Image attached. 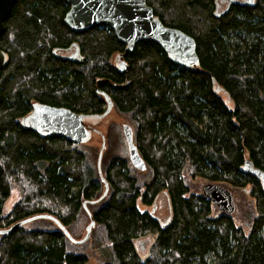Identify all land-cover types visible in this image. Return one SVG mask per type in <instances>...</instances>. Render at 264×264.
<instances>
[{
	"label": "trees",
	"instance_id": "1",
	"mask_svg": "<svg viewBox=\"0 0 264 264\" xmlns=\"http://www.w3.org/2000/svg\"><path fill=\"white\" fill-rule=\"evenodd\" d=\"M247 1L220 12L219 0H147L165 26L195 39L199 65L182 68L144 41L123 57L125 73L116 59L126 46L110 27L73 32L70 6L59 0L15 4L0 36V230L41 215L56 221L39 218L0 235V264H88L91 256L99 264H264V186L245 170L249 160L264 173V0ZM102 94L133 124L145 171L115 155L102 159L101 176L84 144L22 121L38 104L100 116ZM195 179L251 187L250 231L215 214L203 192L192 191ZM14 189L21 199L4 214ZM161 193L171 208L166 224L138 208L154 206ZM84 210L95 225L78 244L58 223L79 241ZM149 237L143 255L136 243Z\"/></svg>",
	"mask_w": 264,
	"mask_h": 264
},
{
	"label": "water",
	"instance_id": "2",
	"mask_svg": "<svg viewBox=\"0 0 264 264\" xmlns=\"http://www.w3.org/2000/svg\"><path fill=\"white\" fill-rule=\"evenodd\" d=\"M19 0H0V36L4 33L5 22L10 15L13 7ZM70 6L65 16L66 25L76 33L85 32L92 28L108 26L110 27L118 40L123 43L125 53L118 56L116 65L121 73L128 70V65L123 57L134 51L136 45L140 42L151 41L161 46L168 55L169 59L176 65L190 69L199 65L197 53V43L194 38L181 30L165 26L160 19L155 16L153 8L147 5V0H59ZM232 2L234 0H231ZM245 1V0H244ZM252 5L254 0H248ZM121 58V59H120ZM6 61L5 54L0 50V71ZM100 82L99 84H101ZM103 95V94H102ZM107 101V109L104 114L94 116V120L105 118L113 110V104L110 97L103 95ZM33 113L22 121L27 128L35 130L30 124L37 125L39 128L35 131L43 135H54L70 140L74 144H85L91 139V132L88 131L85 122L88 117L73 112L64 107L35 105ZM35 118V120L33 119ZM86 121L84 122V120ZM128 131V126L125 127ZM127 138L128 152L131 164L134 168L145 171L146 164L135 148L133 138ZM105 138L101 147L98 168L100 175L102 157L105 151ZM247 173L256 174L264 186V173L254 170L249 160L245 163ZM103 179V178H102ZM203 194L212 204L222 213L233 215L235 212V198L230 189L225 186L207 183L204 185ZM86 206V203L84 204ZM91 223L88 225L86 236L76 241L67 229L60 223L58 225L70 238L71 241L83 244L89 239L92 229L95 225L92 215L89 213ZM39 218L53 219L49 215L32 217L17 223L7 230H0V235L12 233L15 229Z\"/></svg>",
	"mask_w": 264,
	"mask_h": 264
},
{
	"label": "rangeland",
	"instance_id": "3",
	"mask_svg": "<svg viewBox=\"0 0 264 264\" xmlns=\"http://www.w3.org/2000/svg\"><path fill=\"white\" fill-rule=\"evenodd\" d=\"M219 11L222 12L227 3L223 0H219ZM86 121V119H85ZM84 121V122H85ZM89 125L96 128L98 132H94L91 135V139L86 142L85 149L87 154L89 155V162L92 167L98 170V158L101 147L103 145V138H105V151H104V158L102 157L103 161H110L112 157L115 155H122L128 157L129 162V152H128V145H127V138L124 133V127L126 125L133 124L126 118L122 117L114 110H112L109 115L105 118H99L93 121H88ZM134 128V126H133ZM135 130V128H134ZM132 165V164H131ZM104 166V165H103ZM207 180L203 179H195L192 182H189L192 191L202 193V189L205 184H207ZM228 188V187H227ZM232 191L234 198H235V212L233 214L234 220L236 225L242 227L246 232H249L251 229L252 221L256 216V209H255V201L251 195V187H247L243 190H233L231 187L228 188ZM21 199V191L20 189H14L12 191V195L6 200L3 211L4 214L9 213L15 204L20 201ZM138 208L141 211H149L157 217L162 224H166L169 221L171 216V208L170 202L167 194L161 193L157 198L154 206L146 207L140 201H138ZM216 208V207H215ZM217 209V208H216ZM215 209V214L219 211ZM90 224V218L88 213L84 210L80 214V218L74 230V235L79 240H82L86 236V228ZM152 242V238L142 239L141 241L137 242L136 245L138 246L141 254L145 255L147 252V248ZM88 264H99L96 260L95 256H91Z\"/></svg>",
	"mask_w": 264,
	"mask_h": 264
},
{
	"label": "flooded vegetation",
	"instance_id": "4",
	"mask_svg": "<svg viewBox=\"0 0 264 264\" xmlns=\"http://www.w3.org/2000/svg\"><path fill=\"white\" fill-rule=\"evenodd\" d=\"M223 1H225V2L227 3L228 6L232 3L231 0H223ZM241 1H243V0H234L233 2H241ZM71 55H72V52L70 51V56H71ZM120 55H122V54H120ZM120 55H119V57H120ZM120 59H121V58H120ZM38 105H39V104H38ZM34 110H35V109H34ZM32 113H33V111H32ZM32 113H31V114H32ZM28 117H29V116H28ZM87 117H88V119H87V121L85 122V125H86L88 131L91 132V135H92L94 132H98V130H97L96 128L90 126L89 123H88V121H93V120H94V116L88 115ZM33 119L35 120V118H33ZM84 121H85V120H84ZM30 126L33 127L35 130H36V129L39 130V128L37 127V125H35V123H34V124H30ZM38 130H37V131H38ZM39 132H40V131H39ZM124 133H125V136H128L129 138L133 136L132 131H131V130L128 131L125 127H124Z\"/></svg>",
	"mask_w": 264,
	"mask_h": 264
}]
</instances>
